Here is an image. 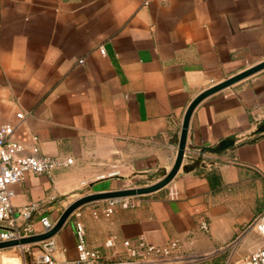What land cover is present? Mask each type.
Returning a JSON list of instances; mask_svg holds the SVG:
<instances>
[{
    "label": "crops",
    "instance_id": "obj_1",
    "mask_svg": "<svg viewBox=\"0 0 264 264\" xmlns=\"http://www.w3.org/2000/svg\"><path fill=\"white\" fill-rule=\"evenodd\" d=\"M262 60L264 0H0V121L30 112L17 135L34 133L41 153L72 158L12 185L14 213L33 205L39 232L40 215L54 221L80 196L158 181L174 163L173 139L191 100ZM261 123L264 70L194 108L186 158L166 186L133 196L134 206L104 222L86 208L87 246L110 236L116 247L177 239L191 257L231 260L260 247L253 222L264 213ZM223 140L233 144L201 152ZM68 220L53 237L66 249Z\"/></svg>",
    "mask_w": 264,
    "mask_h": 264
},
{
    "label": "built area",
    "instance_id": "obj_2",
    "mask_svg": "<svg viewBox=\"0 0 264 264\" xmlns=\"http://www.w3.org/2000/svg\"><path fill=\"white\" fill-rule=\"evenodd\" d=\"M100 52L104 54L103 47H100ZM82 61L79 60L80 63ZM30 115V112L18 110L13 120L0 121V241L41 233L51 228L54 223L48 215H40L38 222L41 231L37 232L34 222L30 221L33 205L19 208L17 213H14L12 185L22 181L26 173L52 174L56 169L72 163V158L41 153L38 148V137L34 133L25 134L23 137L17 135L20 124ZM185 158L183 155L182 163ZM96 203L90 208V215L95 219L109 218L119 208L128 209L134 206L133 196L111 198ZM81 208L75 209L68 218H74L72 224L77 257L69 258L66 254L67 249L59 246L51 237L37 243L26 244L31 255L29 264H184L183 260L191 257L185 253L177 239L164 244H153L143 238L122 240L124 258L105 257L99 249L88 247L86 244ZM253 226L263 238L262 245L247 255L236 260L230 259L224 264H264V213L254 220ZM199 228L207 231V222L200 221ZM114 246L115 237L110 236L104 247ZM31 247L35 249H30Z\"/></svg>",
    "mask_w": 264,
    "mask_h": 264
},
{
    "label": "water",
    "instance_id": "obj_3",
    "mask_svg": "<svg viewBox=\"0 0 264 264\" xmlns=\"http://www.w3.org/2000/svg\"><path fill=\"white\" fill-rule=\"evenodd\" d=\"M262 70H264V60L204 89L191 100L184 113L183 120L181 123L180 133L173 139L174 142H177V153L174 163L171 169L167 173H165V175L161 177L158 181L142 187L123 188V189H116V190H110L104 192H95L80 196L63 209L59 217L55 220L51 228H49L48 230L41 233H36L33 235L21 237L19 239L0 241V249L14 247V246H21L26 244H33L54 237L60 231L63 225L66 223L72 212L75 209L82 207L86 204L96 203L111 198L145 195L157 191L163 188L164 186H166L174 178V176L176 175V173L178 172L181 166L185 151L188 125L194 108L206 97L218 91H221L229 86H232L233 84L249 76H252ZM263 131H264V123H261L257 127L255 133H260ZM232 144H233V140H223L217 147H210L207 149H203L201 152H204L206 150L212 153H219L220 151L231 146Z\"/></svg>",
    "mask_w": 264,
    "mask_h": 264
},
{
    "label": "rangeland",
    "instance_id": "obj_4",
    "mask_svg": "<svg viewBox=\"0 0 264 264\" xmlns=\"http://www.w3.org/2000/svg\"><path fill=\"white\" fill-rule=\"evenodd\" d=\"M86 190L87 189L84 186L82 192H85ZM86 208H91V206H89V205L82 206V208H81L82 218H83V214H84L83 212L87 210ZM91 218L93 220H97L100 222H102V221L104 222L106 220V218H103V217L95 219L91 216ZM55 220H54V222H55ZM73 220H74V218L71 217L68 221L71 222L72 230L74 233V228H73V224H72ZM82 221H83V219H82ZM96 229H98V228L95 227L93 229L94 238H96V233H98L96 231ZM74 234H69L63 240V243L68 247L67 256L69 258H76L77 257V251H76V248L74 245L76 238H75ZM94 248L99 249L102 252V255L105 257H112V258H116V259H122L125 257L124 253L122 252L123 251L122 246H118V247H116V246H114V247L97 246ZM30 249H35V247H31ZM185 253H187V252L185 251ZM229 259H231V258L228 257V253H225V254L211 253V254H208L206 256H201V257L200 256L189 257L187 259H184L183 263L184 264H224ZM236 259H238V258H234L233 260H236ZM30 260H31V255H30L29 251L27 250L26 245L0 249V264H29Z\"/></svg>",
    "mask_w": 264,
    "mask_h": 264
},
{
    "label": "trees",
    "instance_id": "obj_5",
    "mask_svg": "<svg viewBox=\"0 0 264 264\" xmlns=\"http://www.w3.org/2000/svg\"><path fill=\"white\" fill-rule=\"evenodd\" d=\"M256 134H259V133H256ZM192 164L198 166L200 164V160L198 159V160L194 161Z\"/></svg>",
    "mask_w": 264,
    "mask_h": 264
}]
</instances>
